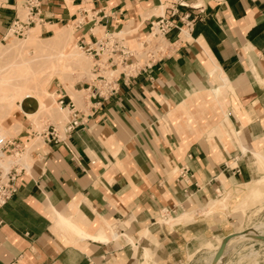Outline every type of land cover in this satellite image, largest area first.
<instances>
[{
	"label": "crops",
	"instance_id": "crops-1",
	"mask_svg": "<svg viewBox=\"0 0 264 264\" xmlns=\"http://www.w3.org/2000/svg\"><path fill=\"white\" fill-rule=\"evenodd\" d=\"M8 2L0 40L21 7ZM160 17L178 30L148 72L81 108L58 92L73 132L34 131L32 104H18L17 138L41 144L0 209V264H180L239 233L215 203L244 200L264 176V0H47L31 30L70 24L83 49L126 29L141 40Z\"/></svg>",
	"mask_w": 264,
	"mask_h": 264
},
{
	"label": "rangeland",
	"instance_id": "rangeland-1",
	"mask_svg": "<svg viewBox=\"0 0 264 264\" xmlns=\"http://www.w3.org/2000/svg\"><path fill=\"white\" fill-rule=\"evenodd\" d=\"M18 2L21 4L23 0H18ZM18 15L20 18H25L27 12L24 8L19 7ZM69 26L70 31L65 35L66 38L55 44L50 42L51 36L39 35L38 28L35 29L36 32L34 33L32 32L34 30H31L29 37L25 39L7 36L4 40H0V133L4 134L5 138H17L20 130L23 129V127L19 129L11 126V124L19 119L18 104L24 99L32 104L31 112H25L32 115H26L27 121L24 123L33 125V130L38 133H41L46 124H51L62 130L67 122V111L61 109L56 102L58 92L68 94L76 107L81 108V100L87 96L83 91L86 87L84 84L92 77V61L71 40L68 42L72 25L69 24ZM125 31L129 34L128 29ZM31 34L36 35L32 37ZM100 36L99 34L98 37ZM155 42H158V47H163L161 38ZM17 44L21 45L18 46ZM61 48H64L66 52H75L81 59L82 69L71 70L66 59L55 57L54 53ZM42 55H48L51 60H47L46 57L41 60ZM34 86H36V93L31 94ZM55 91H57L56 94ZM26 136L30 138H17L25 147L22 154L17 158H6L5 167L15 163L29 166L31 161L29 154L41 144V139L39 136L35 137L29 134ZM258 163L261 168L259 170L264 175V159ZM252 185V190L258 191V194L250 195V199H240L237 202H229L226 199L224 202L215 204H220L221 208L231 209L233 213H236L235 219L233 218L235 222L234 232L244 233L254 230V234L256 233L260 239H264V176ZM220 246L221 243H219L217 250L207 246L209 249L202 250L190 261L180 264H208L209 259L218 253ZM229 247L222 258V264H264V241L245 239L237 241Z\"/></svg>",
	"mask_w": 264,
	"mask_h": 264
},
{
	"label": "built area",
	"instance_id": "built-area-1",
	"mask_svg": "<svg viewBox=\"0 0 264 264\" xmlns=\"http://www.w3.org/2000/svg\"><path fill=\"white\" fill-rule=\"evenodd\" d=\"M44 1L47 0H23L20 6L26 10L27 15L20 18L14 9L13 19L8 24L2 40L7 36L28 38ZM8 3V0H0V11L7 9ZM15 6L16 4L14 8ZM174 29L178 30L172 21L160 17L150 23L148 35L141 40L124 30L94 38L91 44L82 49L92 61L91 84L85 87V99L106 101L118 92L120 82H128L152 69L162 59L163 51V47H158V42L155 41L158 38L163 40ZM130 42L133 43L132 46ZM56 102L68 113L69 120L65 123L64 132L69 134L80 126L76 119L77 111L73 103L70 101L66 104L63 97H58ZM48 136L51 140H58L53 128ZM24 148L17 138L7 139L0 135V209L13 198L16 192L15 181L27 169L17 163L5 167V159L19 157Z\"/></svg>",
	"mask_w": 264,
	"mask_h": 264
},
{
	"label": "bare ground",
	"instance_id": "bare-ground-1",
	"mask_svg": "<svg viewBox=\"0 0 264 264\" xmlns=\"http://www.w3.org/2000/svg\"><path fill=\"white\" fill-rule=\"evenodd\" d=\"M162 11V10H161ZM160 15V14H159ZM70 31V26H66V27H62L59 31H55L54 35L49 38L50 42H53L54 44L58 41H62L64 40L65 35ZM33 33L36 32L35 30L32 31ZM61 32V33H60ZM34 35L36 34H31V36L33 37ZM6 38V37H5ZM35 41V40H34ZM22 44V43H21ZM21 44H17L18 46H20ZM46 44V43H45ZM66 43H65V47H66ZM53 55V54H51ZM50 56V54H49ZM48 55H42L41 56V60H44V57H46L47 60H51L50 57ZM54 56L55 57H61V58H64L66 59L69 64H70V69L71 70H80L82 69V62H81V59L78 55H76L75 52L73 51H69V52H66L64 51V48H61V50L57 51L56 53H54ZM40 57V56H39ZM55 57H51V58H55ZM38 58V56H37ZM34 59L36 60V57H34ZM45 59V60H46ZM37 61V60H36ZM33 88V91L31 92V94H35L36 93V86L32 87ZM26 92V91H24ZM217 93V91H216ZM215 93V94H216ZM214 94V93H213ZM217 95V94H216ZM41 101V100H40ZM1 137H4V134H1ZM243 151V149H241ZM256 156V155H255ZM257 160L258 161H262L264 159V157H260V156H256ZM24 165V164H23ZM5 166V164H4ZM26 166V165H24ZM258 194V191L256 190H251L250 194L248 195L247 199H250V195H257ZM237 209V208H236ZM123 224V223H122ZM114 228V227H113ZM111 228V233H114V229ZM258 236L256 235V233L254 234V230H250V231H247V232H244V233H236L234 235H232L228 241L226 242L225 244V247H224V250L222 252L221 255H217V253L214 255V257L210 258L208 261L209 263L208 264H222V258L224 256V254L226 253V251L228 250V247L231 245V244H234L235 242H239L240 240H245V239H257ZM223 241V240H222ZM219 242V241H218ZM222 243V242H221ZM219 245V244H218ZM210 247V246H209ZM219 247V246H218ZM211 248V247H210ZM230 248V247H229ZM231 249V248H230Z\"/></svg>",
	"mask_w": 264,
	"mask_h": 264
},
{
	"label": "water",
	"instance_id": "water-1",
	"mask_svg": "<svg viewBox=\"0 0 264 264\" xmlns=\"http://www.w3.org/2000/svg\"><path fill=\"white\" fill-rule=\"evenodd\" d=\"M230 237H231V236H228V237H226V238L223 239V241H222V243H221V246H220V249H219L217 255H221V254H222V252H223V250H224V247H225V244H226V242L228 241V239H229ZM255 240L264 241V239H260V237H258V238L255 239Z\"/></svg>",
	"mask_w": 264,
	"mask_h": 264
}]
</instances>
